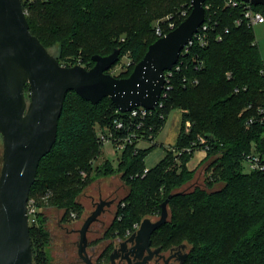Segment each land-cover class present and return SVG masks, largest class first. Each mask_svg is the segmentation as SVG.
Here are the masks:
<instances>
[{
    "label": "trees",
    "instance_id": "1",
    "mask_svg": "<svg viewBox=\"0 0 264 264\" xmlns=\"http://www.w3.org/2000/svg\"><path fill=\"white\" fill-rule=\"evenodd\" d=\"M21 2L32 34L48 51L51 53L52 47L59 46L64 57L71 54L66 60L56 57L66 67L94 66V62L88 66L94 55L109 54L95 53L89 59L79 52L99 44V47L111 44L112 52L120 50L118 62L108 73L124 56L135 67L150 45L160 38L155 29L154 40L147 46L132 34L115 41L114 35H110L115 32L119 17H125L134 8L148 12L156 0ZM191 2L179 0L163 16L168 17L160 22L163 34L172 31L170 23L177 28L190 15ZM204 6H209L205 19L211 25L209 43L203 47L196 44L180 57V63H184L174 73L173 89L162 100L165 106L157 108L145 127L147 136L152 135L155 141L171 112L181 109L186 111L184 129L172 149L147 173L146 158L156 143L144 149L127 146L121 154L122 178L133 191L118 206L113 232L119 236L134 232L145 213L160 214L162 203L171 194L182 193L170 200L171 216L159 236L168 246L192 245L184 264H264V171L247 172L243 157L252 152L264 158V123L256 119L254 124H248L257 117V109L264 107V60L254 29L246 23L241 26L236 23L243 16L242 8H228L224 0H206ZM255 8L264 14V5ZM132 71L118 78L129 77ZM29 89L26 86L25 92ZM62 115L56 145L41 160L30 192V198L40 208L38 224L30 229L34 264H51L45 250L51 234L43 206L68 202L91 182L93 161L103 152L96 125L110 127L117 117L123 116L109 98L93 105L75 92L67 94ZM188 122L192 126L187 127ZM198 135L209 136L210 142L203 159V163L212 161L206 189L180 191L195 175V170L189 167L194 152L184 150L191 147ZM216 184L223 186L212 191ZM77 206L76 202L67 204V212Z\"/></svg>",
    "mask_w": 264,
    "mask_h": 264
},
{
    "label": "water",
    "instance_id": "2",
    "mask_svg": "<svg viewBox=\"0 0 264 264\" xmlns=\"http://www.w3.org/2000/svg\"><path fill=\"white\" fill-rule=\"evenodd\" d=\"M264 5V0H242ZM206 0H192L190 15L148 48L129 77L108 71L120 50L94 55L91 68L59 63L32 34L21 0H0V133L4 143L0 176V264H34L28 201L40 162L56 145L59 120L69 92L99 104L109 98L120 113L137 107L155 109L164 91L165 72L172 70L181 52L206 19ZM30 88V103L25 88ZM207 137V136H206ZM209 138V136L207 137ZM171 194L161 205L159 221L143 220L138 239L150 243L153 232L168 222ZM114 201L101 200L79 230V254L85 256L88 231Z\"/></svg>",
    "mask_w": 264,
    "mask_h": 264
},
{
    "label": "rangeland",
    "instance_id": "3",
    "mask_svg": "<svg viewBox=\"0 0 264 264\" xmlns=\"http://www.w3.org/2000/svg\"><path fill=\"white\" fill-rule=\"evenodd\" d=\"M179 0H156L154 7L148 12L153 13L151 15L148 12L143 13L142 8H134L125 17H119L115 23V32L110 35H114V41L119 39H126L130 34L133 35L137 41L144 42L147 46L153 42L155 36V29L161 27V20L169 10H172L174 6L178 5ZM182 2V1H180ZM190 5V4H189ZM150 23V27H149ZM162 28V27H161ZM129 29H132L128 31ZM254 32L258 42V47L261 51L262 58L264 60V24L256 25ZM135 36V37H134ZM94 46L92 49H84L79 53H83L86 58L90 59V56L95 53L109 54L112 52L110 45L99 47ZM51 53L58 58L66 60L71 54H67L64 57L59 46L52 47ZM86 67L85 65H80ZM132 60L128 56H124L120 62L110 74L118 77V75H124L126 72L134 70ZM133 72V71H132ZM28 105L30 103V89L25 93ZM186 111L181 109L174 110L171 112L166 126L161 131L155 142L157 146L148 154L146 158L147 168L155 167L165 157L167 150L172 149L175 145L181 131L184 129L183 116ZM186 124L187 127L192 126L190 122ZM99 124L96 125L98 127ZM152 143L143 142L140 144L141 148H150ZM106 147L96 161H93V172L91 174V182L71 198L68 202H61L60 206L51 205L45 203L42 208L44 216L47 218L48 230L51 234L49 245L45 246V250L51 259V264H80L77 254L76 243L79 242V230L82 228L84 222L96 209V205L101 201H114V205L106 208V211L100 216L98 220L110 222L116 219L118 206L121 202H124L130 197L132 190L131 185L124 181L122 178V168L119 166L121 154L118 153L116 157L113 154L107 152ZM4 157V143L3 137L0 133V176L3 167ZM110 157V158H109ZM114 159H113V158ZM206 157V153L203 150H196L193 157L190 159L189 167L195 170V175L192 181L183 186L180 191L191 192L195 188H205L207 177L211 173L209 166L211 165V159L203 163V159ZM179 163V162H178ZM46 168V167H44ZM103 170L102 172H99ZM107 171V173H106ZM223 184H216L212 191L219 190ZM210 190V189H209ZM76 202L77 208L67 212L66 205ZM48 205V206H47ZM47 206V207H46ZM68 213V214H67ZM170 208H169V219H170ZM160 214L156 213H145L141 221L150 218L152 220L158 219ZM141 222V223H142ZM98 223V222H97ZM96 222L92 225V228L98 226ZM188 244V243H187ZM190 251L192 245L188 244Z\"/></svg>",
    "mask_w": 264,
    "mask_h": 264
},
{
    "label": "built area",
    "instance_id": "4",
    "mask_svg": "<svg viewBox=\"0 0 264 264\" xmlns=\"http://www.w3.org/2000/svg\"><path fill=\"white\" fill-rule=\"evenodd\" d=\"M224 4L228 8H242L243 16L237 20L238 22H236L238 26L246 23L249 27L254 29L256 25L264 24L263 12L256 10L255 5H253L251 2H244L242 0H224ZM207 8H209V6L206 7V9ZM185 14L186 13H183V16ZM169 28L171 30H174L175 23H170ZM210 28L211 25L209 23H206L205 20L198 33L194 35L192 41H190L186 45L185 49L182 50L180 57L182 55L188 54L190 52V49H192L191 47L196 44L202 47L206 46L209 43L208 33ZM226 32L228 33L229 31L226 30ZM156 34L160 38L167 35L163 34V30L161 27L156 28ZM221 40L222 39H220V41ZM178 62L179 63L173 66L172 70L165 72L166 83L164 85V91L162 92L159 103L157 104L155 109L149 110L145 107H137L127 113H121V115L123 116L117 117L114 120L113 125L110 127H102L100 125L96 127V135L98 141L103 144V149L107 146H113V150L117 154H122L127 146L135 145L136 147H140V144L143 142L154 144L155 141L152 135L147 136L148 133H146L145 127L149 118L151 119L157 108L165 106L162 100L167 98L169 92L173 89L172 81L174 73L175 71H179L184 63L183 61L182 63H180V58ZM262 73L264 74V69ZM249 108L251 109V106H249ZM161 118H163V116H161ZM256 119L257 121L264 123V107H259L257 109V117H253L252 119H250L248 124H254ZM187 124L189 125V123ZM209 145L210 142L208 138H206L204 135H198L197 139L191 143V147L186 148V150L184 151L191 153L195 152L198 149H201L206 153V151L210 148ZM135 151H137V149ZM178 154H181V152H178ZM243 157L247 172L256 170L264 171V158H262L260 155L251 152L249 154H244ZM148 171L149 168L145 169V173H147ZM38 213H40V208L37 205V201L29 197L28 218L30 228L31 226L38 224ZM135 227L137 228L138 224H136Z\"/></svg>",
    "mask_w": 264,
    "mask_h": 264
},
{
    "label": "flooded vegetation",
    "instance_id": "5",
    "mask_svg": "<svg viewBox=\"0 0 264 264\" xmlns=\"http://www.w3.org/2000/svg\"><path fill=\"white\" fill-rule=\"evenodd\" d=\"M97 222L98 226H91L87 234L88 246L85 256L92 264H184L188 259L190 248L187 243L168 246L165 239H161L159 234L164 231L163 226L153 232L150 243L147 244L136 236L141 223L134 232L128 231L125 236H119L118 232H113V221ZM79 242L76 243L79 262L88 264L80 257Z\"/></svg>",
    "mask_w": 264,
    "mask_h": 264
},
{
    "label": "crops",
    "instance_id": "6",
    "mask_svg": "<svg viewBox=\"0 0 264 264\" xmlns=\"http://www.w3.org/2000/svg\"><path fill=\"white\" fill-rule=\"evenodd\" d=\"M257 44H258V42H257ZM259 46V45H258ZM104 152H106V154H107V152L109 153V152H111V154H113V156L114 157H116V155H117V153L113 150V146H107L106 147V151H104ZM109 155H110V153H109ZM110 158V157H109ZM113 158V157H112ZM114 159V158H113Z\"/></svg>",
    "mask_w": 264,
    "mask_h": 264
}]
</instances>
